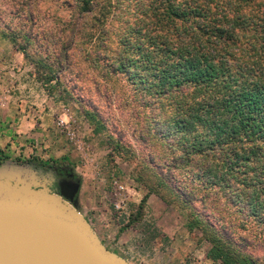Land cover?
Instances as JSON below:
<instances>
[{"label": "rangeland", "instance_id": "1", "mask_svg": "<svg viewBox=\"0 0 264 264\" xmlns=\"http://www.w3.org/2000/svg\"><path fill=\"white\" fill-rule=\"evenodd\" d=\"M190 1L102 0L85 16L78 0H0V164L71 170L80 180L76 210L110 251L121 258L126 256L123 249L135 253L138 261L129 258L131 264H213L206 258L208 243L199 232H187L184 213L176 206H167L151 195L142 215L136 212L148 187L162 179H169L165 187L177 185L180 171L163 167L167 155L160 131H166L165 121L174 111V101L190 102L192 89L183 88L167 97L156 95L147 83L131 80L135 73L143 79V69L134 68L135 64L127 70L116 68L119 63L137 60L139 48L147 51L149 37L165 35L168 28L166 33L175 35V27L183 23L170 24L168 8H187ZM207 1L214 12L218 4L217 13L230 18L238 15L233 8L237 0ZM246 1L238 0L242 5L239 14L246 19L258 17L253 23L256 31L249 34L254 37L264 28V0ZM104 7L106 14L101 18ZM157 29L161 31L157 33ZM51 31L58 44L61 31L62 43L67 42L65 36L74 41L69 68L61 78L74 99L54 101L48 97L33 63L9 42V37L19 44L24 35L31 37L29 55L36 57L39 47L46 48L51 41ZM94 31L101 33L90 36ZM191 33L196 35L194 29ZM243 43L241 38L240 48ZM88 113L96 116L95 122ZM117 144L122 149L115 151ZM138 173H142L143 182L135 180ZM115 179L123 187L120 193L114 190ZM136 230L137 238L131 242L117 238ZM237 230L248 239L242 246L252 250L257 244L253 234L260 230L253 225Z\"/></svg>", "mask_w": 264, "mask_h": 264}, {"label": "trees", "instance_id": "2", "mask_svg": "<svg viewBox=\"0 0 264 264\" xmlns=\"http://www.w3.org/2000/svg\"><path fill=\"white\" fill-rule=\"evenodd\" d=\"M101 1L78 0L80 13L87 16ZM190 2L187 8H168V22L183 23L175 27V35L170 37L168 28L165 35H158L163 39L149 37V49L142 52L139 48L137 60L116 65L123 70L131 64L143 69V79L135 73L131 80L147 83L156 95L167 97L183 88L192 89L190 102L174 101V111L165 121L166 131L160 129L167 155L163 167L180 171L177 185L165 187L169 179H162L148 187L136 212L141 216L148 199L155 195L184 213L187 232L200 233L209 245L206 258L213 264H264V28L254 37L249 35L256 31L253 23L258 17L243 18L238 0L233 7L238 15L232 18L217 13L218 4L214 12L207 0ZM100 33L94 31L90 36ZM49 36L51 41L46 48L39 47L36 57L29 55L31 37L24 35L22 44L9 37V42L33 63L48 97L54 101L74 99L61 84L74 41L65 36L67 42L62 43L60 36L58 44L54 31ZM241 38L242 49L238 44ZM114 71L110 70L111 75ZM87 115L96 121V116ZM114 149L122 148L117 144ZM135 180L143 182L142 173ZM249 225L260 230L253 234L257 244L252 250L242 246L248 239L237 232Z\"/></svg>", "mask_w": 264, "mask_h": 264}, {"label": "water", "instance_id": "3", "mask_svg": "<svg viewBox=\"0 0 264 264\" xmlns=\"http://www.w3.org/2000/svg\"><path fill=\"white\" fill-rule=\"evenodd\" d=\"M60 196L28 164H0V264H131L106 248L75 208L80 182Z\"/></svg>", "mask_w": 264, "mask_h": 264}, {"label": "flooded vegetation", "instance_id": "4", "mask_svg": "<svg viewBox=\"0 0 264 264\" xmlns=\"http://www.w3.org/2000/svg\"><path fill=\"white\" fill-rule=\"evenodd\" d=\"M45 176L46 187L52 194L60 196V189L58 187V181L64 180L67 183H77L80 180L66 167L63 166H54L46 167L43 170H40Z\"/></svg>", "mask_w": 264, "mask_h": 264}, {"label": "crops", "instance_id": "5", "mask_svg": "<svg viewBox=\"0 0 264 264\" xmlns=\"http://www.w3.org/2000/svg\"><path fill=\"white\" fill-rule=\"evenodd\" d=\"M149 200H151V199H149ZM95 233L97 234V232H95ZM134 233L137 234L138 231L136 230V231H134L133 233L127 231V232H124L123 234H121L120 236L118 235L117 238H118L119 241H122V242H126V241H128V240H129V242H131V241H133V240H135V239L137 238V237L135 236ZM97 236L99 237L101 243H103L102 240H101V238H100V236H99V234H97ZM103 245L105 246V244H103ZM123 253H124V255H126V256H123V255H122V257H123L124 259H127L126 261H129V258H131L132 261H133V260L138 261V257L135 255V253H132V252H130V251H127L126 249H123ZM130 261H131V260H130Z\"/></svg>", "mask_w": 264, "mask_h": 264}, {"label": "built area", "instance_id": "6", "mask_svg": "<svg viewBox=\"0 0 264 264\" xmlns=\"http://www.w3.org/2000/svg\"><path fill=\"white\" fill-rule=\"evenodd\" d=\"M113 186H114V190H115L116 193H120V191L123 189L122 185L116 179L113 181ZM121 203H123V201H121ZM116 208L117 209L121 208L119 202L116 203Z\"/></svg>", "mask_w": 264, "mask_h": 264}]
</instances>
